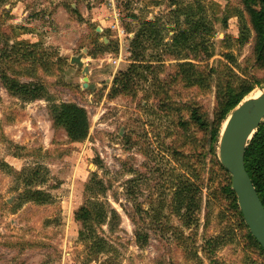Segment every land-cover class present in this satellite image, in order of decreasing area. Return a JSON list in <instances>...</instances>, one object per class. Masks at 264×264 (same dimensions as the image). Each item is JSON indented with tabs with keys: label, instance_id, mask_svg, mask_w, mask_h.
<instances>
[{
	"label": "rangeland",
	"instance_id": "rangeland-1",
	"mask_svg": "<svg viewBox=\"0 0 264 264\" xmlns=\"http://www.w3.org/2000/svg\"><path fill=\"white\" fill-rule=\"evenodd\" d=\"M147 21L160 35H144L133 64L132 39ZM247 31L240 0H0V49L8 42L0 56L16 43L36 44L51 66L27 77L31 64L10 63V76L45 84L41 100L16 97L0 80V264H248L219 158L208 131L189 119L193 106L213 122L218 79L254 84L264 77L253 67ZM183 32L187 45L170 55L164 44ZM79 55L95 91L82 88L85 76L70 62ZM179 63L194 64L206 85L175 80ZM132 65L146 79L112 95L114 78ZM262 92L255 87L244 101ZM61 104L86 110L83 142L54 124L53 107ZM179 179L195 183L193 210L177 211ZM34 190L50 200H27ZM99 206L108 218L90 232L78 213Z\"/></svg>",
	"mask_w": 264,
	"mask_h": 264
},
{
	"label": "trees",
	"instance_id": "trees-1",
	"mask_svg": "<svg viewBox=\"0 0 264 264\" xmlns=\"http://www.w3.org/2000/svg\"><path fill=\"white\" fill-rule=\"evenodd\" d=\"M243 13L246 16L248 22L247 33L253 34V48H252V61L253 67L259 71L264 72V0H240ZM70 9L71 6L69 7ZM75 13L77 10L72 9ZM146 32H139L134 35L132 39L133 46V59L134 63L140 61L141 57L139 49L142 46L143 38L148 33V39L152 38L157 40L160 32H157L154 27L157 25L154 22L147 21ZM152 36V37H151ZM193 37V34L190 35ZM8 37V35H6ZM248 39L245 38L244 42ZM186 33H182L180 37H175L164 44L170 55L177 54L178 48L183 49V44L188 43ZM8 46V42L4 44V48L0 51L5 50ZM36 48L38 45L16 43L11 49L12 54L7 55L6 51L0 56V80L2 81L4 88L12 95L19 97L25 101H37L41 100L46 94L45 84L40 82L22 83L17 78L18 75L10 76L8 72L11 70L10 63H17L19 65L31 64V72L34 76L36 69L49 70L51 68L49 60L44 59L45 53L37 52ZM23 50L24 54L21 58L17 55V50ZM135 65H132L128 71L118 74L113 80V86L111 94L117 96L119 94L129 93L135 89L137 85V78L145 75L138 72ZM205 76V75H204ZM202 76L196 71V67L192 63H179L175 80L185 84L188 88H203L207 81V76ZM255 87L264 88V77L255 81L254 84H249L246 80L235 81L232 76H227L218 79L216 83V110L212 123L206 122L202 115L199 114L198 110L193 106L190 109V120L194 121L197 125L205 128L209 134V143L212 152L215 157H218V148L221 138V134L226 121L228 120L231 113L246 99V97L254 90ZM169 109L179 110V107H175V104H170ZM54 124L64 129L67 137L71 142L79 143L83 142L89 135L90 131V120L86 110L75 104H61L53 107ZM218 166L221 171L225 174L227 179V185L223 187L226 198L232 209V212L237 217L239 225L245 230L244 234V250L248 252L249 256H245L244 260L248 264H264V250L258 244V242L251 235L242 213L238 206V201L235 192L232 189V177L230 173L218 162ZM245 168L250 176L252 183L257 191V194L264 206V122L261 124L245 152ZM174 202L179 207L187 206L189 210H193L196 204L195 195L198 194L195 183L190 182L186 179H179L175 183ZM27 200L35 201L38 204H46L50 200V195L40 191L34 190L27 193ZM141 211V210H139ZM112 220L118 219V215L114 211L110 212ZM108 218L107 211L99 207H83L78 213V221L83 227H86L90 232L95 230L94 226L104 223ZM111 220V221H112ZM112 224V223H111ZM111 230H113L111 228ZM222 240V239H221ZM136 242L142 247L146 243L145 237H142L140 233L136 234ZM97 241L93 240L94 247L99 251H105V248L97 245Z\"/></svg>",
	"mask_w": 264,
	"mask_h": 264
},
{
	"label": "water",
	"instance_id": "water-1",
	"mask_svg": "<svg viewBox=\"0 0 264 264\" xmlns=\"http://www.w3.org/2000/svg\"><path fill=\"white\" fill-rule=\"evenodd\" d=\"M82 57H72L70 62L81 69L85 76L82 88L95 91L96 86L89 84V67L84 65ZM263 122L264 92L257 98L242 102L231 113L221 134L218 158L232 177V189L245 224L264 250V206L245 168L246 149Z\"/></svg>",
	"mask_w": 264,
	"mask_h": 264
}]
</instances>
